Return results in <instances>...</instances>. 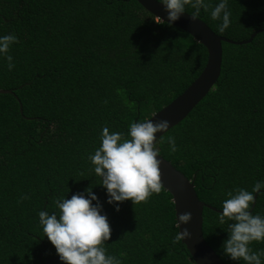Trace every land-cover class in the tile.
<instances>
[{"label":"trees","instance_id":"16d2710c","mask_svg":"<svg viewBox=\"0 0 264 264\" xmlns=\"http://www.w3.org/2000/svg\"><path fill=\"white\" fill-rule=\"evenodd\" d=\"M228 7L224 32L209 13L198 18L234 42L260 33L248 44L223 43L216 86L157 144L219 211L229 191L264 181V0H228ZM10 33L19 43L9 52L13 70L0 58V91H12L0 93V264H44L59 256L39 212H58L57 197L99 182L88 156L101 129L127 134L130 123L150 119L199 77L208 52L136 0H0V36ZM93 191L106 201L105 189ZM261 193L254 215H264ZM23 196L29 199L18 203ZM104 212L112 229L105 246L123 264H196L182 241L172 242L179 229L164 188L147 201L121 203L119 212L105 202ZM218 213L204 209L207 243L226 264H244L223 254L228 223Z\"/></svg>","mask_w":264,"mask_h":264},{"label":"clouds","instance_id":"9594fccd","mask_svg":"<svg viewBox=\"0 0 264 264\" xmlns=\"http://www.w3.org/2000/svg\"><path fill=\"white\" fill-rule=\"evenodd\" d=\"M164 6L167 19L161 20L171 26L186 13L190 5L193 20L200 16L201 10L210 14L214 21H221L218 28L224 32L231 24V12L228 0H219L214 6L210 0H157ZM19 43L14 33L0 36V58L7 61L9 71L15 68L14 57L9 54L13 44ZM170 122L165 119H145L129 124L127 134L110 131L104 126L100 132V146L94 154H89L93 172L99 177L95 185L106 192V201L102 202L93 191L92 184L81 192L57 197L58 212H39V223L50 243L55 247L62 264H123L122 259L108 253L105 246L111 238L104 203L112 205L117 212L120 204L131 200L133 204L147 201L153 194H159L164 187L161 180L162 160L157 147L163 134L168 131ZM157 134H162L157 138ZM170 152L177 151L175 138L168 136ZM264 181H257L251 191L237 188L227 193L218 213L220 224L228 223L227 238L222 243L223 254L231 260L244 264H264V249L253 251V241L264 242V215L253 214L254 194H262ZM27 196L20 198L18 203ZM192 219L190 212L176 216L179 231L173 238V244L191 238L188 228L181 229Z\"/></svg>","mask_w":264,"mask_h":264},{"label":"water","instance_id":"95a60500","mask_svg":"<svg viewBox=\"0 0 264 264\" xmlns=\"http://www.w3.org/2000/svg\"><path fill=\"white\" fill-rule=\"evenodd\" d=\"M136 1L158 20L162 21L161 18L167 19L164 6L159 4L157 0ZM172 26L188 33L196 42L204 46L208 52V59L199 77L179 97L150 118L154 121L165 119L170 122V127L163 136L182 123L216 86L222 73L223 43L226 42L236 45L248 44L260 33L256 32L252 34L247 41L234 42L217 35L199 18L193 20L189 13L182 14L181 18L175 21ZM0 93H12V91L2 90ZM21 112L23 113L22 105ZM160 135L162 134H157V138ZM158 159L162 160L160 172L164 185L163 188L173 197L176 216L184 212H190L192 214V219L189 224L181 225L180 230L186 227L191 233V238L185 239L182 243L187 247L194 262L196 264H226L207 243L203 231L204 209L209 208L217 212L220 211L199 199L195 190L194 181L189 180L161 155ZM257 199L258 194H255V203L252 211L256 207ZM55 261H60L59 257L52 258L44 264H52Z\"/></svg>","mask_w":264,"mask_h":264}]
</instances>
